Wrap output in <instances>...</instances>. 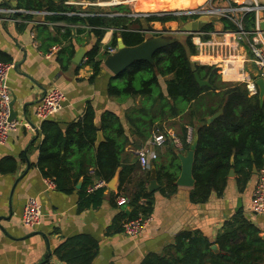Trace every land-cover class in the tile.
Instances as JSON below:
<instances>
[{
  "label": "crops",
  "instance_id": "1",
  "mask_svg": "<svg viewBox=\"0 0 264 264\" xmlns=\"http://www.w3.org/2000/svg\"><path fill=\"white\" fill-rule=\"evenodd\" d=\"M69 1H81L84 4L79 6L67 3ZM99 1L101 0H0V6L52 12L46 15L23 14L22 17L26 19L24 22L0 21V56L4 61L13 62L16 66L9 77L12 96L16 98L15 108L20 116L30 120L37 128L29 130L20 126L5 144L0 145V161L13 157L19 162V168L15 173L0 172V264H42L49 261L68 264L60 259L57 249L68 242L70 247L80 248L91 240L98 243L91 264H142L148 254H161L170 249L178 234L184 230H200L211 241L216 240L225 223L238 212H242L260 230L262 237L264 216L249 211L258 172H254L247 185L242 188L238 181L240 175L234 169L235 176L229 177L223 194H213L205 203L192 201L193 186L178 185V189L169 197L158 191L153 212L150 214L153 217L151 223L139 235L129 236L123 232L122 224L134 213V207L131 202L119 206L117 198L132 196L133 192L138 190L137 181L147 173L146 170H137L131 174L128 183L123 186L126 187V191L121 192L120 176L117 173L116 188L111 189L109 182L100 204L82 207V195L86 191L85 179L76 178L77 169L66 172L67 184L61 188L52 184V179L45 176L40 169L38 160L40 145L44 139L41 131L43 122L36 117L35 111L47 90L53 87L61 88L66 94L63 108L50 119L56 121L63 130L79 120L91 103L96 111L98 126L104 111H111L120 116L130 138L126 151L132 159L136 158L138 150L153 136L144 141L131 134L132 126L127 115L133 108L141 106L143 97L119 98L108 94V83L112 77L117 76L103 62L106 55L110 54L108 49L111 47L114 33L111 29L101 41L102 53L107 51L102 61L101 72L92 79L94 69L87 63V54L98 41L94 29L99 26L91 24L89 18L104 13L108 16L130 17V13H155L156 10L170 9L175 12L202 6L245 5L247 0H206L199 7H191L198 0H121L122 2L117 5L105 6L108 8L102 7L97 3ZM257 1L264 4V0ZM118 5H124L130 11L109 14L113 7ZM79 11L85 15L74 13ZM261 16L264 17V11H261ZM50 21L62 22L66 26L51 25ZM213 22L214 29L224 28L220 20L217 23L214 20ZM179 23L183 24L179 21L165 24L155 22L153 27L156 30L159 28L170 30L167 25L173 27ZM177 30L179 28L172 31ZM56 45L61 47L60 50L48 57L47 54ZM68 47L75 50L70 64H67L69 62L62 53ZM81 49H85V55L80 63H76L74 61L76 53ZM245 70V75L251 78L259 73L251 55L247 57ZM165 80L166 78L160 77L164 91ZM183 125L188 128V134L192 132V137L188 141L193 143L196 128L193 130L192 125L181 116L173 118L165 122L168 137L159 152L160 159H169V140L176 148L183 147L180 139ZM99 135L102 139L100 141L97 139L96 145L104 140L102 130L98 131V138ZM141 141L142 145L138 148ZM65 144L66 139L62 147ZM187 153L181 151V154ZM146 184L149 188V181ZM31 196L39 198L43 211L42 223L36 228L24 225L22 217L24 204Z\"/></svg>",
  "mask_w": 264,
  "mask_h": 264
},
{
  "label": "trees",
  "instance_id": "2",
  "mask_svg": "<svg viewBox=\"0 0 264 264\" xmlns=\"http://www.w3.org/2000/svg\"><path fill=\"white\" fill-rule=\"evenodd\" d=\"M206 0H198L191 7H199ZM124 5L113 7L112 12H129ZM146 17L108 16L102 14L91 17L90 23L99 26L94 29L98 38L88 51L87 63L92 65L97 77L102 69V61L107 51L102 53V39L108 30H113L111 47L118 46V37H122L127 46H136L147 37L146 30H156L153 23L165 24L170 21L181 23L197 19L198 16L175 14L173 10H156ZM75 21L77 19L73 18ZM255 11L244 15V28L251 31L255 26ZM220 21L225 29H236L235 23L226 17ZM214 22L208 23L204 30H214ZM66 32H68L66 30ZM69 34V33H67ZM155 35H159L156 33ZM197 52L192 35L158 49L154 63L136 61L126 70L112 77L108 83V94L119 98L143 97L141 106L133 108L127 115L131 124V134L146 141L155 133L168 134L165 122L183 117L196 130L198 143L195 150L193 176L195 184L191 199L195 203L207 202L213 194L222 195L227 187L232 169L240 175L239 184L243 188L264 164V104L260 96L251 95L245 82L224 81L220 69L216 66L202 65L191 60ZM70 64L75 50L69 47L62 52ZM62 55V56H63ZM0 60L4 59L0 56ZM8 62V61H6ZM198 72L209 86H200L195 78ZM160 77L166 78V91L161 87ZM182 103L190 106L183 108ZM223 113L211 123L208 117L220 109ZM102 130L104 140L96 145L98 131ZM44 135L40 145L38 166L45 176L52 179L60 188L67 184L66 172L77 169L76 178L84 177L82 207L102 202L107 188L93 193L87 189L95 178L105 179L108 183L119 173V191H126L124 185L137 170H142L138 157L132 159L126 147L130 138L118 114L104 111L101 122L96 123V111L88 104L84 115L63 130L54 120H45L41 125ZM194 135V131H193ZM168 137V135H167ZM66 144L62 147L64 140ZM183 147L176 148L168 141L169 159L162 160L160 155L152 166H156L160 188L150 192L151 169L137 181V191L128 197L134 207L130 218L140 212L150 215L153 212L155 195L159 191L169 197L178 189V176L181 170V151L189 152L192 142L188 141V128L182 126L180 135ZM143 141V143H144ZM141 143L138 145L140 148ZM19 162L13 157L0 161V172L15 173ZM95 168V176L89 171ZM152 168V167H151ZM66 178V181H65ZM123 188V189H122ZM120 194V193H119ZM118 194V195H119ZM142 198L147 203L141 205ZM214 244L218 249H212ZM65 245V246H64ZM57 249L58 256L68 264H91L98 248L95 240L87 241L80 248L70 247V243ZM67 245V246H66ZM264 263V239L260 230L238 212L224 225L216 240L211 241L200 230H184L178 234L170 249L161 254L150 253L142 264H262Z\"/></svg>",
  "mask_w": 264,
  "mask_h": 264
},
{
  "label": "built area",
  "instance_id": "3",
  "mask_svg": "<svg viewBox=\"0 0 264 264\" xmlns=\"http://www.w3.org/2000/svg\"><path fill=\"white\" fill-rule=\"evenodd\" d=\"M82 6L84 2L69 1ZM121 0H107L97 2L102 6H113L121 3ZM255 11L256 20L255 26L251 31H246L244 28V15L248 12ZM261 11H264V4H260L257 0H247L245 5H227L220 7L202 6L196 9L186 11H175V14H183L188 16L202 15H218L220 18L226 17L237 26L236 29H214L212 31L201 29L192 35L193 43L196 46L197 52L192 55L191 60L198 64L216 66L220 69V73L224 80L231 82H245L247 89L251 95H255L259 91L256 80L260 77L264 78V31L261 23L264 17L261 16ZM26 13L52 14L50 11H28L14 6H0V21L24 22L26 19L22 17ZM78 15H85L82 11L74 12ZM115 15L114 13H109ZM151 13H130L132 18L146 17ZM51 25L65 27L66 24L58 21H50ZM151 34L160 33L161 31L146 30ZM148 33V34H149ZM60 46H53L47 54L51 57L60 50ZM116 47H109L108 53L116 52ZM251 55L253 64L258 69L259 73L248 77L245 75V63L247 57ZM15 63L0 60V145L5 144L11 134L20 126L29 130H37L36 126L27 118L16 116L11 119V102L13 99L12 90L9 85L10 72L15 69ZM236 69L243 78L236 79L228 77L230 71ZM66 100L65 92L59 87H53L47 90L46 94L39 102L35 115L43 122L54 117L63 108ZM192 137V132H189V139ZM167 136L165 133H155L138 152L137 157L142 170H150L152 163L158 159L160 150L166 142ZM95 168L89 171L90 176H95ZM51 183L56 185L53 180ZM108 182L102 178H95L92 184L89 185L88 193H93L97 189L107 188ZM129 203V199L125 196L117 198L119 206ZM147 203L146 198H142L141 205ZM249 211L264 216V164L258 171V177L255 188L251 195V204ZM23 223L27 227L36 228L43 220V211L40 200L36 196H31L27 199L23 207ZM153 217L140 212L136 217L126 219L123 224V232L129 236H137L143 232L151 223ZM42 264H57L55 262H44Z\"/></svg>",
  "mask_w": 264,
  "mask_h": 264
},
{
  "label": "water",
  "instance_id": "4",
  "mask_svg": "<svg viewBox=\"0 0 264 264\" xmlns=\"http://www.w3.org/2000/svg\"><path fill=\"white\" fill-rule=\"evenodd\" d=\"M212 22L210 15L200 16L197 19L189 20L184 22L183 26L179 28L177 31H172L165 29L159 33V35L151 34L149 31L148 37L140 44L136 46H127L124 43L123 38L119 37L118 39V47L117 51L106 55L104 59V65L112 71L115 75L120 74L124 70H126L129 66L134 64L136 61L147 60L154 63L153 55L154 53L175 41L180 40L182 35H189L196 31L203 29L208 23ZM262 30L264 31V21L261 23ZM85 55V49H81L76 53V57L74 61L76 63H80L81 59ZM195 78L200 86H209L210 83L208 80L202 79L198 72H195ZM256 83L260 89L259 96L261 105L264 104V78L260 77L256 80ZM16 98L12 99L11 102V119L18 116V111L15 108ZM223 108L217 111L214 115L208 117L207 122L211 123L215 118L220 116L223 113ZM102 139L101 135H99L98 140ZM198 143L197 133L195 131V140L191 145V149L187 154L180 153L181 159V173L178 177V185L183 186H194L195 178L193 176V166L195 161V150ZM254 172L257 173L258 169L254 168ZM235 176V170L232 169L230 171L229 177ZM19 180V179H18ZM118 180L117 175L110 181L109 187L111 189L116 188V182ZM80 185V184H79ZM160 188V184L158 182L157 168L156 166H152L151 168V176H150V192L157 191ZM264 239V234L262 235ZM212 249L217 250L218 245L214 244Z\"/></svg>",
  "mask_w": 264,
  "mask_h": 264
},
{
  "label": "rangeland",
  "instance_id": "5",
  "mask_svg": "<svg viewBox=\"0 0 264 264\" xmlns=\"http://www.w3.org/2000/svg\"><path fill=\"white\" fill-rule=\"evenodd\" d=\"M103 1H106V0H101V1H99V2H103ZM102 7H104V8H108V7H105V6H102ZM202 16H204V15H202ZM200 17V16H199ZM221 18L218 16V15H214V16H211V20L213 21H215V23H217V21H219ZM184 24H176V25H174L173 27L172 26H169V25H167V27H169L170 28V30L172 29H178V28H180L181 26H183ZM153 26H155V25H153ZM157 28H159L158 26H157ZM163 28H159V29H157L156 31H163L162 30ZM185 36L186 35H182L180 38H182V37H184L185 38ZM224 80V79H223ZM182 106H183V108H188L190 105L189 104H187V103H182Z\"/></svg>",
  "mask_w": 264,
  "mask_h": 264
},
{
  "label": "bare ground",
  "instance_id": "6",
  "mask_svg": "<svg viewBox=\"0 0 264 264\" xmlns=\"http://www.w3.org/2000/svg\"><path fill=\"white\" fill-rule=\"evenodd\" d=\"M228 77L236 78V79H241V78H243V75H242V74H239V73L237 72V70L234 69V70L230 71ZM158 160H159V159H158Z\"/></svg>",
  "mask_w": 264,
  "mask_h": 264
}]
</instances>
